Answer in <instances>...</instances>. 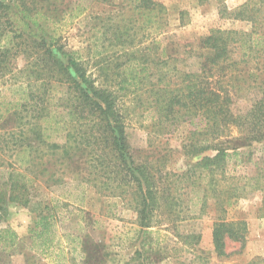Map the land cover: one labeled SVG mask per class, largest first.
Returning a JSON list of instances; mask_svg holds the SVG:
<instances>
[{
  "label": "trees",
  "instance_id": "trees-1",
  "mask_svg": "<svg viewBox=\"0 0 264 264\" xmlns=\"http://www.w3.org/2000/svg\"><path fill=\"white\" fill-rule=\"evenodd\" d=\"M95 4L115 14L94 13ZM88 12L91 38L76 50L64 28ZM230 16L250 30H212L189 63L157 42L168 22L166 7L155 0H0V169L10 154L15 167L5 179L9 196H0V217L5 202L28 207L41 188L70 182L136 214L132 235L114 245L120 252L133 248L124 259L94 236L97 220L77 215L75 232H59L64 209L68 215L86 210L85 192L66 204L49 199L28 230V260L152 264L156 256L187 264L190 253V264H208L207 253L198 252L202 235L181 227L210 208L221 214L213 225L214 256L231 257L230 243L244 248L247 222L225 215L241 199L264 193V0H247ZM86 50L99 61L95 72ZM239 99L248 104L238 110ZM132 114L150 122L149 134L157 137L190 128L181 144L183 172L165 168L166 155L138 160ZM82 165L84 176L75 170ZM22 242L14 229L0 228V264Z\"/></svg>",
  "mask_w": 264,
  "mask_h": 264
},
{
  "label": "rangeland",
  "instance_id": "rangeland-1",
  "mask_svg": "<svg viewBox=\"0 0 264 264\" xmlns=\"http://www.w3.org/2000/svg\"><path fill=\"white\" fill-rule=\"evenodd\" d=\"M77 0H65V3H74ZM115 2H122L123 0H114ZM162 3L167 9V22L168 26L157 37L161 49L167 47L168 53L173 56H178L181 59H186L189 63H194L196 59H191V56L199 54V41L210 34L212 30H243L249 31L251 26L242 21L234 20L230 14L237 8L247 2V0H226L224 3H220L216 0H211L205 4H199L198 0H155ZM92 11V10H90ZM114 9L107 5L95 4L93 6L94 13H99L101 16H107ZM89 15L77 18L75 20H68L66 27L64 28V36L69 43V47L82 51L89 44L91 38L90 33V21ZM104 51L103 49H101ZM87 59H89L88 52L85 53ZM90 60V59H89ZM90 62V68L95 72L99 61L92 59ZM108 87H111L110 83ZM126 106L131 107V102L127 98H123ZM237 109H242L248 104L245 99H239L237 101ZM126 108V107H125ZM130 128L129 131L132 134L131 142L135 147V154L139 161L144 162L146 160H152V158L161 159L163 155L167 157L162 159V162L166 164L164 166L169 170L175 172H183L186 169V159L182 154V141L186 135L188 126H184L174 134L157 137L154 134H149L151 130L150 122H146L138 115H131L129 117ZM0 120V134L5 130ZM12 127L9 124L8 129ZM11 155V154H10ZM7 157L6 167L0 169V196H9L6 188L5 179L8 177L9 172L14 169L13 159ZM81 176H84L87 172L85 165L75 168ZM60 187H53L49 190L41 188L37 197L33 199L31 204L26 207L17 202L4 203L3 212L0 217V228L10 227L17 231L23 239L22 244L19 245V249L12 256L7 257L1 264H46L42 262L41 258L37 256V260H28V230L33 227V222L36 216L45 213L46 204L48 200H58L60 203L66 204L69 200H72L71 195H77L85 192L86 210L77 211L73 215H68L66 210L63 212V219H60L58 227L59 232H75L78 229L79 217L85 220H92L91 222L98 221L99 225H93L95 229L94 236L98 238L101 236V240L105 238V241L112 245V250L119 252L120 256L128 258L134 250L129 244L126 246L128 249L120 250L116 248L118 242L125 236H131L133 230L136 228V214L124 207L123 204L117 199L101 198L91 188L84 186L78 187V183L70 182ZM116 204V206L114 205ZM72 208V207H70ZM73 210V209H70ZM111 210V213L109 212ZM221 214L216 211L215 208H210L208 214L202 216L199 219L185 222L181 231L183 232H195L202 235V242L198 252H205V256L209 257L210 262L208 264H247L254 258H264V193H255L247 198L241 199L235 205L230 207L225 215L228 220H244L248 224V235L244 248L241 249L240 244L230 243L227 246L228 253H234L227 259H218L214 256V247L212 241V231L214 221ZM85 225V223H83ZM91 226V224H90ZM167 234L162 230L161 235ZM169 244L173 242L167 240ZM170 249H174V244L169 246ZM180 246H177V248ZM240 253V254H239ZM190 253L185 254L187 264H190ZM200 256V255H199ZM187 257L189 259H187ZM28 258V259H27ZM34 262V263H33ZM176 259L159 260L156 256L153 257L152 264H175ZM151 264V263H149ZM195 264V263H191ZM199 264V262H197Z\"/></svg>",
  "mask_w": 264,
  "mask_h": 264
}]
</instances>
